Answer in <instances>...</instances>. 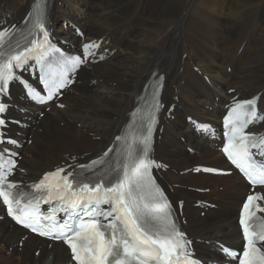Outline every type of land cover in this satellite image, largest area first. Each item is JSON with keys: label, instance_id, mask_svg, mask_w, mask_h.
<instances>
[{"label": "bare ground", "instance_id": "6f19581e", "mask_svg": "<svg viewBox=\"0 0 264 264\" xmlns=\"http://www.w3.org/2000/svg\"><path fill=\"white\" fill-rule=\"evenodd\" d=\"M32 2L0 0V29L14 24L15 29L19 28ZM51 3L54 37L68 51L79 52L78 34L73 28L65 29L59 21L78 25L84 41L103 38L100 52L104 60L95 57L81 67L62 97L64 107L51 102L50 111L43 118L37 112L45 106L26 97L18 83L11 85L13 101L8 116L15 113L20 124L10 126L11 132L18 136L17 143L10 147L23 154L15 170L17 180H22L25 172L36 180L45 170L61 166L60 160L71 164L80 156L88 160L101 154L104 144L110 138L113 140L126 121L127 112L146 80L158 70L166 74L163 93L166 106L176 104L170 112L173 118H161L156 137L155 158L166 165L158 168L159 180L173 198L181 195L197 201L196 205L188 202L184 206L187 222L182 227L193 239L198 256L205 261L235 264L226 258L218 244L224 241L234 247L243 244L234 212L249 186L235 171L228 176H208L195 171L200 165L223 164L224 156L216 147L223 140L218 126L234 99L261 92L259 105L264 114V0H51ZM181 16L184 18L179 19ZM111 103H115L114 109L107 106ZM28 116H32L31 122L26 120ZM188 116L209 119L217 138L212 140L206 133H196ZM257 127L263 131L264 121ZM67 136L73 145L70 152L64 146L48 149L43 157L39 156L40 146L48 148V144L68 140ZM182 137L193 153L185 151ZM25 138H31L32 142H25ZM82 141L90 144L87 150L78 148ZM56 155L58 159H54ZM195 183L202 184L199 188L210 187V194L191 189ZM219 186H223L222 191ZM258 191L264 196V188ZM206 196L214 197L215 208L203 202L201 198ZM223 203L229 205L227 210ZM0 210H3L1 202ZM204 210L208 212L205 218L200 215ZM0 216V264H75L62 243H50L16 226L5 214Z\"/></svg>", "mask_w": 264, "mask_h": 264}, {"label": "snow or ice", "instance_id": "6c2138e0", "mask_svg": "<svg viewBox=\"0 0 264 264\" xmlns=\"http://www.w3.org/2000/svg\"><path fill=\"white\" fill-rule=\"evenodd\" d=\"M32 17L29 32L32 39L26 40L24 46L17 42L13 47L10 42L15 26L11 31L0 30V98L8 96L10 83H20L27 95L35 92L34 98L40 103L52 100L61 89L74 82L69 73H75L86 64L87 58L100 47L96 41L84 43L83 58L69 56L56 48L48 31V0H37V11ZM35 66L44 72L42 80L47 89L44 96L17 74V70L28 71ZM163 80L164 77L159 76L151 85V101L148 108L142 110L144 115L138 126H130L133 128L130 133L116 136L114 147L97 159L76 165L78 170H87L89 176L85 177L83 171L76 169L57 168L45 173L32 186L33 191L25 194L14 191L17 184L9 180L16 160L8 159L0 164V201L8 215L33 233L63 240L78 264H199L190 248L191 241L180 231L170 203L150 174L156 165L150 153L155 113L162 107L158 95ZM257 100L258 97L234 99L224 117L227 142L223 152L253 187L264 185V136L245 131L255 122L264 121V114L258 113ZM7 108L0 100V144H15V140L6 139L4 131ZM200 128L208 130L206 126ZM7 151L0 152V159ZM109 153H113V157L110 158ZM25 195L31 199L22 204L21 197ZM260 200H264V196L259 193L249 195L243 205L240 224L245 243L242 251L221 247L226 258L235 259L237 264H264V250L260 246L264 245V229L257 231L252 223L257 211L264 212V207L257 203ZM53 202L57 206L47 214L42 213L40 204ZM59 212L65 214L62 221L56 218Z\"/></svg>", "mask_w": 264, "mask_h": 264}, {"label": "rangeland", "instance_id": "374dc122", "mask_svg": "<svg viewBox=\"0 0 264 264\" xmlns=\"http://www.w3.org/2000/svg\"><path fill=\"white\" fill-rule=\"evenodd\" d=\"M182 18H184V17H180L179 19H182ZM59 24H63V27L65 28V29H67L68 27H70V28H73L74 29V31L77 33L78 32V30H79V26L78 25H73V24H70V23H68L67 21H64V22H62V21H59ZM177 28H178V25L176 26ZM178 29H182V28H178ZM78 34V37L80 38L81 36H80V33H77ZM80 43H81V40H78V41H76V44H77V47H79L80 46ZM228 92L229 93H231V90L229 91L228 90ZM74 93H79V91H75ZM105 95V94H104ZM103 95V96H104ZM105 97V96H104ZM237 98V97H236ZM62 100V99H61ZM60 100V101H61ZM176 100H177V98H176ZM108 107H111V108H115V103H111V104H109V105H107ZM107 106H105V107H107ZM59 108H62V107H59ZM165 109H168V107L166 106L165 107ZM48 111H50V110H46L45 108H44V110H42V111H38L37 112V116H39L40 118H43L44 117V115H45V113L46 112H48ZM167 110H165V112H166ZM11 116L13 117V118H15V119H17V120H19L16 116H15V114H11ZM169 118H171L172 116H168ZM194 116H191V118H193ZM173 118V117H172ZM32 116H28L27 117V121L28 122H31L32 121ZM195 119V118H194ZM197 120V119H196ZM198 121H200V122H211L209 119L207 120V121H202L201 119L200 120H198ZM39 124V123H38ZM61 124V123H60ZM61 127H66V125H63V123L61 124ZM42 131V130H41ZM196 132V131H195ZM42 133V132H41ZM196 133H198V132H196ZM68 140H64V139H61L60 141H58L57 143L55 142V143H51V144H48V148H45L44 146H40L39 147V149H38V153H39V156L40 157H43L46 153H47V150L48 149H54V148H62V147H64L65 146V148H67L68 147V149L67 150H69V152H70V150H72V148H73V145L72 144H69V138L70 137H66ZM213 139H215V136L214 137H212ZM30 139V140H29ZM180 140L185 144V147H184V149H185V151H189V152H191V153H193V149L191 148V147H188V145H186V139H185V137H182V138H180ZM25 142H29V143H31L32 142V139L31 138H25V140H24ZM112 140H111V138L110 139H108V141L106 142V144H104V146H103V149L107 146V144H109L110 142H111ZM35 143V142H34ZM82 143V144H81ZM86 144V145H85ZM88 145V146H87ZM77 146H78V148H80V150L82 151V150H87L88 149V147H90V144L88 143V142H85V141H82V142H79L78 144H77ZM70 147V148H69ZM72 147V148H71ZM216 147H217V145H216ZM91 149H93V148H91ZM103 149H102V151H103ZM158 152V151H157ZM21 155L23 156V154L21 153ZM59 158V155H56L55 156V158L54 159H58ZM78 161L79 162H85V161H87V159H85L83 156H80V157H78ZM60 164H64L65 163V161L64 160H60V162H59ZM58 163V164H59ZM208 165H210V164H208ZM49 168H51V167H49ZM53 168V167H52ZM19 170L20 171H22V172H25V169L24 168H19ZM48 170V169H47ZM46 171V170H45ZM30 174V173H29ZM29 176H28V174H26V172H25V176L22 178V179H24L25 178V180L28 178ZM31 178V177H30ZM35 180V179H34ZM203 180H201V182H202ZM194 183V182H193ZM198 184V185H197ZM195 183L194 185H191L190 187H193V188H191V189H193V190H195L197 193L199 192V193H204V194H210V191H211V189H210V187H207V186H205V188H199V186H201L199 183ZM177 187H179V186H177ZM189 189V188H188ZM222 189H223V186H219V191H222ZM192 191V190H191ZM225 191V190H224ZM175 199V202L177 203V200H182V201H184V206L189 202V204H194V205H196L197 204V201L194 199V198H189V197H184V196H181V195H179L178 197L176 196V198H173V200ZM202 200H203V202H208L210 205L208 206V207H213V208H215V206H216V204L217 203H215L214 202V197H203V198H201ZM228 204L227 203H223L222 204V207L224 208V209H228V207H229V205L227 206ZM239 205L240 204H238L237 205V207H236V209H235V212H234V217L237 219V211H238V208H239ZM0 212H2L1 210H0ZM200 215H201V217H203V218H205L207 215H208V212H207V210H204V211H201L200 212ZM183 219H184V222H183V224H186V222H187V217L186 216H184L183 217ZM227 220H230L229 218L228 219H226V222H227ZM221 243H224V244H227V245H229V246H231V244L230 243H227V242H221ZM19 245H22V241H19ZM219 245V247H220V244H218ZM21 250V249H20ZM197 255H198V253H197ZM200 255V254H199ZM206 262H208V261H206Z\"/></svg>", "mask_w": 264, "mask_h": 264}]
</instances>
